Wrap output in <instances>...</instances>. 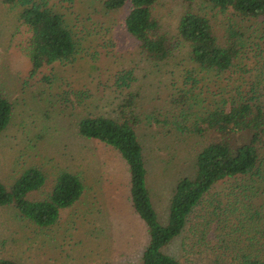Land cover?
Returning a JSON list of instances; mask_svg holds the SVG:
<instances>
[{
	"label": "rangeland",
	"instance_id": "obj_1",
	"mask_svg": "<svg viewBox=\"0 0 264 264\" xmlns=\"http://www.w3.org/2000/svg\"><path fill=\"white\" fill-rule=\"evenodd\" d=\"M40 1L63 16L82 49L72 62L56 63L31 76L29 34L20 22V7L0 0V92L14 106L12 120L0 135V182L10 186L25 170L38 167L45 182L28 194L29 199H45L65 171L76 175L84 188L81 197L46 227L20 219L12 206H0V259L12 258L19 264H139L149 234L132 207L128 165L118 150L81 136L78 125L89 115L116 116L122 93L139 89L136 133L145 156L150 199L158 221L165 225L177 183L194 174L196 151L202 144L191 133L173 128L166 133L170 128L164 124L172 113L168 98L182 86L184 69L191 65L187 47H178L165 65L157 64L144 57L125 31L124 8L106 11L104 0ZM186 8L182 0H157L154 5L153 14L171 39ZM192 9L205 13L222 36L229 13L211 10L201 1ZM250 24L240 26L245 30ZM45 75L49 81L43 82ZM119 75L134 79L129 88L117 81ZM208 202L162 247L181 264L211 260L204 242H198L202 231L192 229L210 209ZM230 213L240 215L237 209ZM238 237L243 240V233Z\"/></svg>",
	"mask_w": 264,
	"mask_h": 264
},
{
	"label": "trees",
	"instance_id": "obj_2",
	"mask_svg": "<svg viewBox=\"0 0 264 264\" xmlns=\"http://www.w3.org/2000/svg\"><path fill=\"white\" fill-rule=\"evenodd\" d=\"M198 1L230 14L222 36L205 13L192 9ZM2 2L20 7L19 19L29 34L26 46L31 76L56 63L72 62L79 54L81 44L61 14L40 0ZM156 2L104 0L103 4L106 11L126 10L123 27L147 60L165 65L178 47H187L191 65L184 69L182 86L168 98L172 113L164 124L170 128L166 133L172 128L191 133L202 144L196 151L194 174L177 183L165 225L158 221L150 199L145 156L136 133L134 105L139 89L122 93L116 116L83 117L79 133L118 150L128 165L132 207L149 234L139 264H181L162 247L188 226L193 213L207 201L210 209L198 217L200 222L194 228L190 226L195 233L202 231L197 238L210 255L207 264H264V26L253 27L252 23L264 22V0H182L187 8L172 39L153 14ZM245 23L251 24L243 30L240 25ZM41 80L49 81L47 75ZM117 81L129 88L134 79L119 75ZM13 107L0 92V135L12 120ZM44 182L38 167L25 170L10 186L0 182V206L14 207L20 219L38 227L55 223L61 211L81 197L84 186L76 175L65 171L45 199H29L28 194L38 191ZM220 185L224 187L216 190ZM234 209L240 215L230 213ZM237 233H243V240ZM0 264L19 263L4 258Z\"/></svg>",
	"mask_w": 264,
	"mask_h": 264
}]
</instances>
